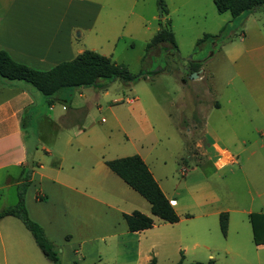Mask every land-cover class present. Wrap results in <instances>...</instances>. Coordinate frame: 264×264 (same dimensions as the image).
I'll return each instance as SVG.
<instances>
[{
	"label": "rangeland",
	"instance_id": "374dc122",
	"mask_svg": "<svg viewBox=\"0 0 264 264\" xmlns=\"http://www.w3.org/2000/svg\"><path fill=\"white\" fill-rule=\"evenodd\" d=\"M161 1L162 17L166 10L170 13L165 19L159 17L161 6L158 0H136L133 7L124 6L123 10L125 9L124 12L127 14L118 12L114 14L117 19L107 20L103 14L94 32L89 33L84 39L87 49H97L99 54L110 58L112 62L124 65L131 75L148 73L150 76L129 85L117 79L108 83L103 90L93 88H81L80 92L73 90L67 103L52 104L54 116L57 118L76 108H80L81 112L78 118L72 119L70 123L57 121L56 125L47 121V101L36 92V104L29 111L28 116L23 118L22 132L28 158L31 160L37 149L36 162L53 164L59 162V154L63 155V152H66L68 154L63 165V173H66L69 162L90 170V166H95L100 158L139 155L146 160L150 168L153 170L154 167L157 168L159 174L156 177L161 176L160 182L164 183L162 185L164 191L177 199L181 198L178 206L181 211L197 214L198 209L215 212L220 208H231L230 190L236 196H240L236 198L238 202L247 205L249 201H254L257 208L259 201L256 197L257 191L255 189L250 193L246 191L245 185L238 181L237 166L224 170L214 167L216 153L210 146L214 141V135L207 136L206 155L201 156V151L194 146L196 138L191 136L189 138L192 140H189L183 128L190 123L192 112L197 113L202 110V114L214 109L213 107L204 109L203 105L208 99L207 88L211 90L212 96L223 104L222 110L218 113H223L224 110L233 112L254 110L237 84L233 82L227 87L231 71L226 57L229 55L228 51L235 47L242 37L248 17L256 20L257 26L264 32V9L254 11L244 18L243 16L233 18L229 12L218 13L213 0ZM104 10L108 12V9L104 8ZM129 11L133 14H128ZM117 26L120 34L118 39L112 38ZM161 27L173 33L178 48L176 54L172 52L160 54L157 51L154 55L159 56H152L146 51V45ZM199 40L202 41L196 45ZM200 66L205 71L206 80L203 85H194L191 81L193 78L188 73L197 70ZM180 78L187 79V86H181L178 80ZM79 94L82 97H79ZM132 98H137L141 105L143 126L138 122L140 118L136 111L131 113L129 110L127 100ZM227 100L230 102L226 103ZM87 102L91 106L85 109ZM63 106L65 111H62ZM208 122L210 130H213L215 119L212 117ZM118 124H121L125 132ZM82 129L87 133L74 140V144L83 140L93 145L103 143L104 148L93 155L83 150L76 154L69 153L72 150H65L66 135L79 134ZM237 135L243 134L236 131ZM247 138L254 142L257 140V135L250 134ZM226 144L227 142H224L223 146L228 147ZM231 170L234 174H230ZM35 171L37 176L34 177L33 182L30 183L29 180L28 186L25 187L24 204L29 219L33 221V218H36L42 222V203H45L46 210L59 208V205L54 198L48 199L40 190L42 181L39 175L47 174L48 171L38 168ZM221 175L226 176L224 179L226 189L217 187ZM18 191L17 186L12 185L0 192V211L17 203ZM129 191L134 195L136 202L129 204L127 200L120 204V208L129 213L134 210L144 212L154 222L160 223L151 215L148 203L135 192ZM84 217L87 224H101L108 227L107 229L103 227L105 230L98 233L99 235L106 233H115V235L104 240L96 239L81 248L79 238L82 237L67 236L64 224L58 222V232L54 235L52 243L60 264H140L135 262V242L138 236L121 234V231L126 229L121 214L103 207L85 212ZM212 219L217 223L215 216L194 219L190 223L197 224L200 220L210 223ZM244 221L248 229L247 237L238 235L234 231L229 234V239L232 236L239 238L245 243V248L247 244L249 249L245 254L250 263L233 262L232 256L229 255L224 259L220 258L219 264H264V247L257 250L253 246L247 218ZM1 225L4 226L2 233L7 229L11 232L9 238L14 240V244L4 247L6 259L3 257V247L0 244V264H52L43 256L32 235L20 220L7 218ZM164 225H166L164 229L153 228L147 232L148 239L156 242L154 250L156 264H176L179 261L190 264L208 261H198L196 259L198 257L191 252L184 255L183 249H178V245L183 244L180 243L181 240H177V231L182 230L184 224ZM217 235L220 241L225 242L219 231ZM210 236L211 233L208 237ZM183 242L189 244L186 240ZM142 248L145 250L146 246L143 245ZM150 256L152 257L153 253H150Z\"/></svg>",
	"mask_w": 264,
	"mask_h": 264
},
{
	"label": "crops",
	"instance_id": "0c3cea01",
	"mask_svg": "<svg viewBox=\"0 0 264 264\" xmlns=\"http://www.w3.org/2000/svg\"><path fill=\"white\" fill-rule=\"evenodd\" d=\"M135 2L136 0H0V51L6 52L15 62L37 71H48L61 62L71 61L83 51L98 53L97 49H87L84 39L88 37L89 33L94 32L96 24L103 14L107 20L117 19L114 14L117 12L127 14L124 12L125 9L123 10L124 6L133 7ZM104 8L108 9V12ZM128 14H133V12L129 11ZM169 15V11L166 10L162 19ZM246 21L247 24H245L241 34L242 37H240L238 44L228 51L229 55L226 57L231 71V78L227 87H230L233 82L237 84L254 110L252 112L224 110L223 113H218L222 110L223 104L216 97H213L211 90L207 88L208 99L203 106L206 110L210 107L214 109H210L208 113L204 110L206 113L202 114V110L197 111V113L192 112L191 121L186 124L183 131L187 134V138L191 136L196 138L194 146L201 151V156L206 155L207 136L209 134L214 135V141L210 144L216 153L214 167L224 170L237 166L238 181L245 185L248 193L254 189L257 191L256 197L259 199L257 208H255L254 201H249L247 205L238 202L236 198L240 196H236L230 190L231 202L229 203L232 205L231 208L224 207L215 212L198 209L197 214L181 211L178 208L181 198L177 199L172 194L168 195L162 186L164 183L161 184L160 182L161 176L156 177L159 174L157 168L154 167V170L150 168L146 160L138 155L179 216V221L170 225L184 224L182 230L177 231V240H181L180 243L183 244H179L178 249H183L184 255L191 252L192 255L198 257L196 258L198 261L212 260L214 264H219L220 258L224 259L229 255L232 256L231 261L233 262L250 263L245 254L249 249L247 244L245 248V243L239 238L232 236L229 239V234L234 231L238 235L247 237L248 229L245 225V218L249 224L253 246L257 250L264 247V244L260 246L254 244L249 221V214L251 213L264 214V32L257 26L256 20L248 17ZM113 37L116 39L120 37L118 26L113 31ZM199 70L198 77L191 80L194 85H203L206 80L202 66L188 73V75ZM178 80L181 86H187V79L180 78ZM74 91L80 92L81 88L74 89ZM78 96L82 97L81 94ZM36 97L37 93L24 84L8 83L0 86V192L12 185L17 186L22 171L29 170L31 172V183L37 176L36 168L47 170V174L39 175L42 181L40 190L45 193L48 199L49 197L54 198L59 208L46 210L45 203H42V222L36 218H33V222L42 228L51 242L58 232V222L64 224L63 226L67 229L65 231L67 236L82 237L79 238L81 248L96 239L104 240L114 236L115 233L99 235L98 233L103 232L108 227L101 224L85 223L84 213L103 207L118 212L121 216L133 212L124 211L120 208V204L127 202V200L129 204L136 202L134 195L129 190L135 191L105 165L106 161L123 157L100 158L95 166H90V170L69 162L66 173H63L64 161L66 154H68L66 152H63V155L59 154V162L41 164L35 161L37 152L35 149L33 158L30 160L23 140L22 127L23 118L28 116L29 111L36 104ZM83 98L86 100L85 97ZM138 102L137 98L127 100L129 110L131 113L136 111L140 118L138 122L143 126L141 105ZM229 102L230 100L226 101V103ZM46 103L48 104V102ZM90 106V103L87 102L84 108L88 109ZM63 110L64 106L62 107ZM79 112H81L80 108L70 109L66 114L56 118L52 104H48L46 118L53 125H56L57 121L70 123L72 119L78 118ZM212 117L215 119V127L210 130L208 120ZM118 125L123 130L121 124ZM236 131H240L243 135L236 136ZM123 132L125 131L123 130ZM78 133L66 135L64 149L72 150L69 153L76 154L83 150L93 155L101 151L105 145L103 143L93 145L83 140L74 144V140L87 132L82 129ZM249 133L257 135V140L250 141L247 138ZM190 139L192 140V138ZM224 142H227L226 145L229 148L223 146ZM45 152L51 155L48 150ZM230 174H234V171L231 170ZM224 179L226 176L221 175L218 188L226 189L224 188ZM35 200L39 201L36 198ZM140 213L144 214V212ZM221 213H226L228 217L227 230L224 235L219 227V215ZM209 216L212 218L215 216L217 223L213 222V219L210 220V223L203 220L198 221L197 224L191 225L190 223L193 222L191 220L204 219ZM7 218L11 217L0 220V244L3 247L4 259L7 258L4 247L14 244V240L9 238L11 232L8 229L5 233L1 232L4 228L1 224ZM157 219L160 223L153 221V226L150 229L140 232H129L124 221L126 229L121 231V234L138 236L135 242L136 263L151 264V261L154 260L156 264L154 258L156 256V252H154L156 242L148 239L147 232L153 228L164 229L166 226L164 224H169L159 218ZM234 223L236 224L235 227ZM92 230L94 233L91 232ZM10 231L13 230L10 229ZM218 231L225 242L220 241L217 235ZM209 233H211L210 237H208ZM184 240L188 241L189 244L183 242ZM143 245L146 246L145 250L142 248ZM150 253H153L152 257Z\"/></svg>",
	"mask_w": 264,
	"mask_h": 264
},
{
	"label": "trees",
	"instance_id": "16d2710c",
	"mask_svg": "<svg viewBox=\"0 0 264 264\" xmlns=\"http://www.w3.org/2000/svg\"><path fill=\"white\" fill-rule=\"evenodd\" d=\"M163 10V3L158 0ZM218 13L229 12L233 18H243L254 11L264 9V0H213ZM206 38V37H204ZM199 40L196 45H199ZM146 51L152 56L159 51L160 54L178 52L173 33L165 28H160L146 45ZM161 56V55H160ZM150 76L148 73L131 75L124 65L116 64L110 58L93 51H83L68 62H61L48 71H37L12 60L10 56L0 51V86L8 83L23 82L34 92L44 97L48 104L54 102L67 103L68 97L74 89L93 88L103 90L108 83L117 79L129 85ZM108 169L120 178L127 186L139 194L150 205L151 215L161 221L174 224L179 221V216L169 200L165 197L144 161L138 155L127 156L106 161ZM30 171H22L21 179L17 185V203L14 206L0 211V220L5 217L17 218L26 230L32 235L36 246L43 256L52 264H60L54 251L53 243L46 237L42 228L29 219L24 204V190L30 180ZM129 232H140L153 226L152 218L133 211L123 214ZM227 214L219 215V227L224 235L227 230ZM249 221L252 227L253 242L256 246L264 244V214L251 213ZM151 264H155L152 260ZM176 264H182L179 261ZM191 264H214L212 260L207 263L195 262Z\"/></svg>",
	"mask_w": 264,
	"mask_h": 264
},
{
	"label": "water",
	"instance_id": "95a60500",
	"mask_svg": "<svg viewBox=\"0 0 264 264\" xmlns=\"http://www.w3.org/2000/svg\"><path fill=\"white\" fill-rule=\"evenodd\" d=\"M159 17L162 19V9L159 8ZM198 74H200V70L194 73H191V78L196 79L198 77Z\"/></svg>",
	"mask_w": 264,
	"mask_h": 264
}]
</instances>
